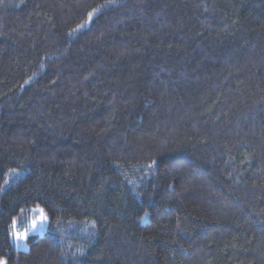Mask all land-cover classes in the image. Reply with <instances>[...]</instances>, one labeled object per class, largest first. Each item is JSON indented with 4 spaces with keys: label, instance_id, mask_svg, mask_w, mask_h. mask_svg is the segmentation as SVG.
<instances>
[{
    "label": "trees",
    "instance_id": "16d2710c",
    "mask_svg": "<svg viewBox=\"0 0 264 264\" xmlns=\"http://www.w3.org/2000/svg\"><path fill=\"white\" fill-rule=\"evenodd\" d=\"M3 259L264 264V0H0Z\"/></svg>",
    "mask_w": 264,
    "mask_h": 264
},
{
    "label": "rangeland",
    "instance_id": "374dc122",
    "mask_svg": "<svg viewBox=\"0 0 264 264\" xmlns=\"http://www.w3.org/2000/svg\"><path fill=\"white\" fill-rule=\"evenodd\" d=\"M10 179L7 180V184ZM47 217L46 220L43 217ZM50 219L46 211L41 206L32 207L18 215L11 226V242L17 249L28 251L30 249V237L44 235L50 226ZM35 224V228L33 225ZM26 234L23 240L17 239L14 234ZM0 264H6V260H0Z\"/></svg>",
    "mask_w": 264,
    "mask_h": 264
},
{
    "label": "snow or ice",
    "instance_id": "6c2138e0",
    "mask_svg": "<svg viewBox=\"0 0 264 264\" xmlns=\"http://www.w3.org/2000/svg\"><path fill=\"white\" fill-rule=\"evenodd\" d=\"M43 219L46 220L47 217L45 216V217H43ZM33 228H35V224L33 225ZM14 235L16 236L17 239H20V240H23V239L26 238V234L16 233V234H14Z\"/></svg>",
    "mask_w": 264,
    "mask_h": 264
}]
</instances>
